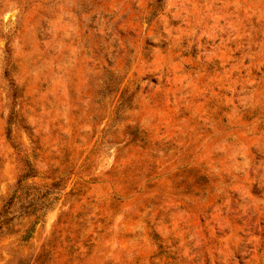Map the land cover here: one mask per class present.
Instances as JSON below:
<instances>
[{
	"label": "rangeland",
	"instance_id": "1",
	"mask_svg": "<svg viewBox=\"0 0 264 264\" xmlns=\"http://www.w3.org/2000/svg\"><path fill=\"white\" fill-rule=\"evenodd\" d=\"M0 264H264V0H0Z\"/></svg>",
	"mask_w": 264,
	"mask_h": 264
}]
</instances>
